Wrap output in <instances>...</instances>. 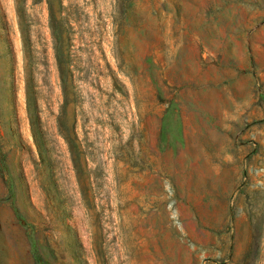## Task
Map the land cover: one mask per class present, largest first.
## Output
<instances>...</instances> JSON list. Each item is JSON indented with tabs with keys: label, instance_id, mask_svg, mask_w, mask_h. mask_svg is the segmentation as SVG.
<instances>
[{
	"label": "rangeland",
	"instance_id": "rangeland-1",
	"mask_svg": "<svg viewBox=\"0 0 264 264\" xmlns=\"http://www.w3.org/2000/svg\"><path fill=\"white\" fill-rule=\"evenodd\" d=\"M0 264H264V0H0Z\"/></svg>",
	"mask_w": 264,
	"mask_h": 264
}]
</instances>
